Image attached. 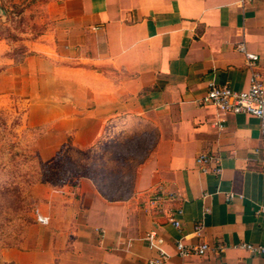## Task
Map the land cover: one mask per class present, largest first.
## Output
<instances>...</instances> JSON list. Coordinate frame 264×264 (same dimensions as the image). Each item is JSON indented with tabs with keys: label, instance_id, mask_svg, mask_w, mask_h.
Here are the masks:
<instances>
[{
	"label": "crops",
	"instance_id": "crops-1",
	"mask_svg": "<svg viewBox=\"0 0 264 264\" xmlns=\"http://www.w3.org/2000/svg\"><path fill=\"white\" fill-rule=\"evenodd\" d=\"M39 20L26 54L0 57V107L19 98L58 139L52 153L68 139L74 152L118 137L147 145L132 185L85 177L46 195L2 260L149 264L163 252L166 264H264L240 247L264 245L261 123L202 100L212 83L249 89L247 53L264 85V0H50ZM178 242L210 250L181 258Z\"/></svg>",
	"mask_w": 264,
	"mask_h": 264
},
{
	"label": "rangeland",
	"instance_id": "rangeland-1",
	"mask_svg": "<svg viewBox=\"0 0 264 264\" xmlns=\"http://www.w3.org/2000/svg\"><path fill=\"white\" fill-rule=\"evenodd\" d=\"M49 1L0 0V40L9 46L0 57L26 54L24 42L41 34L44 26L39 19ZM16 98L12 106L0 107V264H8L1 251L24 241L37 210L47 201L46 195L68 183L75 188L77 179L85 177L109 178L114 188L121 181L132 185L138 150L147 145L138 137H118L99 145L98 151L74 152L68 139L61 152L52 153L48 149L57 145L58 139L44 137L45 127L35 120L37 114L28 120L27 106Z\"/></svg>",
	"mask_w": 264,
	"mask_h": 264
},
{
	"label": "built area",
	"instance_id": "built-area-1",
	"mask_svg": "<svg viewBox=\"0 0 264 264\" xmlns=\"http://www.w3.org/2000/svg\"><path fill=\"white\" fill-rule=\"evenodd\" d=\"M251 0H243L249 2ZM247 66L251 70L250 86L247 91H235L229 85L210 84L205 97L202 99L204 104H210L222 114L231 115H251L259 119L261 123V133L264 138V85L262 77L256 71L259 56L255 54L246 55ZM213 160L211 156L201 155L197 158L199 165H205ZM206 170V169H205ZM213 172H217L214 170ZM161 192V193H160ZM160 194L153 196L149 203L158 206L163 200L164 192L159 191ZM42 220L41 218H39ZM171 222L179 225L174 219ZM201 226L196 227V232L199 233ZM155 233H149L147 239L152 244ZM240 247L247 252L264 257V245H257L253 243H242ZM210 250V246L206 243L200 245H186L183 242H178L176 245V253L181 258L190 256H203ZM167 255L160 252L157 259L149 261V264H166Z\"/></svg>",
	"mask_w": 264,
	"mask_h": 264
}]
</instances>
